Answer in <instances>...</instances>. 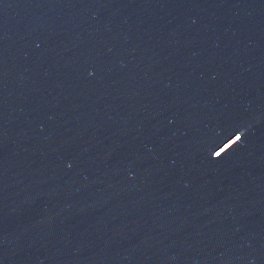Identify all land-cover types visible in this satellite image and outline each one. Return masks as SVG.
Here are the masks:
<instances>
[{
	"label": "water",
	"instance_id": "1",
	"mask_svg": "<svg viewBox=\"0 0 264 264\" xmlns=\"http://www.w3.org/2000/svg\"><path fill=\"white\" fill-rule=\"evenodd\" d=\"M0 264H264V0H0Z\"/></svg>",
	"mask_w": 264,
	"mask_h": 264
}]
</instances>
